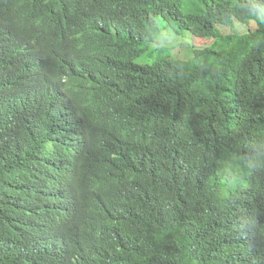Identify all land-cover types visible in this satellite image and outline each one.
Returning <instances> with one entry per match:
<instances>
[{"label": "trees", "instance_id": "1", "mask_svg": "<svg viewBox=\"0 0 264 264\" xmlns=\"http://www.w3.org/2000/svg\"><path fill=\"white\" fill-rule=\"evenodd\" d=\"M164 19L206 41L187 58L136 62ZM0 22L5 55L33 54L53 73L60 62L85 66L61 73L87 90L72 109L87 149L51 228L56 263L264 264V232L237 227L249 213L264 227V172L246 169L225 195L210 159L223 140L225 160L246 159L264 135V0H0ZM3 84L0 102L13 94ZM28 108L0 106L8 135ZM207 110L222 125L206 126ZM8 144L0 135V171ZM29 197L0 190V239L25 238L28 216L8 201Z\"/></svg>", "mask_w": 264, "mask_h": 264}, {"label": "clouds", "instance_id": "2", "mask_svg": "<svg viewBox=\"0 0 264 264\" xmlns=\"http://www.w3.org/2000/svg\"><path fill=\"white\" fill-rule=\"evenodd\" d=\"M1 25L0 22V77L4 82L1 87L13 89V94L3 98L0 106L23 104L32 108L24 111L18 126H12L9 135L8 123L0 120V135L7 136V149L11 151L3 160L0 190L5 197L22 190L31 195L19 204L8 201L17 205L14 209L19 210L20 215L28 216L29 226L25 238L0 239V255L12 258L14 264H58L50 255L53 242L49 236L58 208L67 200L73 184L76 156L86 148L80 127L83 119L72 109L75 99L87 91L76 79L69 84V77L61 73L63 70L82 71L85 66L81 63L78 68L75 62L78 59L60 62L53 73L48 67L52 62L33 54L7 56L4 53L8 51V40ZM89 104L92 107L90 99ZM90 113L91 110L85 112L86 119L97 117H90ZM204 122L208 127L222 125L211 110L205 112ZM226 156L225 140L210 152L211 161L221 162L225 173L222 181L225 195L243 184L246 169L264 172V135L249 143L246 159L235 154L225 160ZM39 221L44 225L39 226ZM237 227L253 235L264 232L253 213L243 218Z\"/></svg>", "mask_w": 264, "mask_h": 264}, {"label": "rangeland", "instance_id": "3", "mask_svg": "<svg viewBox=\"0 0 264 264\" xmlns=\"http://www.w3.org/2000/svg\"><path fill=\"white\" fill-rule=\"evenodd\" d=\"M183 10L187 8L182 7ZM159 30L148 45V52L136 59V62H152L162 54L179 55V57L187 58L189 50L192 47L202 46L206 40H199L200 38L192 36L190 33H181L175 24H171L166 19L159 22ZM253 27V25H250ZM223 28V27H220ZM225 30V28H224ZM197 43V44H196Z\"/></svg>", "mask_w": 264, "mask_h": 264}, {"label": "bare ground", "instance_id": "4", "mask_svg": "<svg viewBox=\"0 0 264 264\" xmlns=\"http://www.w3.org/2000/svg\"><path fill=\"white\" fill-rule=\"evenodd\" d=\"M62 177V176H61ZM44 214H46V213H44ZM37 224L39 225V226H43L44 224H43V221H39V222H37ZM53 224V221H50L49 222V225H52ZM40 236V235H39Z\"/></svg>", "mask_w": 264, "mask_h": 264}]
</instances>
